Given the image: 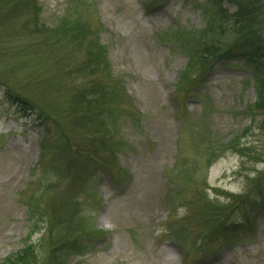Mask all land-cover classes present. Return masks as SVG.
<instances>
[{"label": "rangeland", "instance_id": "374dc122", "mask_svg": "<svg viewBox=\"0 0 264 264\" xmlns=\"http://www.w3.org/2000/svg\"><path fill=\"white\" fill-rule=\"evenodd\" d=\"M86 1L84 7L73 0H37L38 19L26 8L0 17V264L16 256L27 242L37 247L33 264H46L49 244L41 242L45 222L53 215L69 216L71 197L82 202L84 221L77 228L81 231L89 225L102 232L86 234L88 245L70 255L66 264H264V214L250 209L256 224H251L244 239L202 255L196 245L204 219L194 210L189 218L183 206L200 189L221 201L226 194H243L248 189L245 175L264 171L261 117L252 122L246 111L257 99L253 67L244 60L215 61L203 92L187 103L189 113L179 140L172 96L188 58L166 43L173 30L203 28L205 7L215 13L221 1L234 12L238 5L233 0ZM73 4L92 26L101 20V41L113 72L122 76L145 115L140 128L124 127V150L109 161L112 176L85 158L87 133L71 125L66 110L65 88L76 84L57 69L52 57L43 55L40 46L41 32L56 26ZM258 4L257 28L263 36L264 0ZM163 33H168L167 38ZM82 78L75 82H85ZM7 87L44 107L51 116L49 135L36 115L19 109L7 95ZM197 127L202 131L197 133ZM210 134L222 146L236 139L245 144L246 154L227 146L208 165ZM183 167H190L184 175L191 179L186 177L187 186L180 189L174 171ZM78 171L83 177L80 182L75 181ZM34 203L42 217L29 210ZM171 206L174 215L169 220ZM234 217L242 216L236 211ZM177 219L187 229L182 244L166 232Z\"/></svg>", "mask_w": 264, "mask_h": 264}, {"label": "trees", "instance_id": "16d2710c", "mask_svg": "<svg viewBox=\"0 0 264 264\" xmlns=\"http://www.w3.org/2000/svg\"><path fill=\"white\" fill-rule=\"evenodd\" d=\"M73 1L77 6H88L86 0ZM156 1L159 3L161 0H154ZM232 2L238 5L236 11L231 12L223 7L221 1L215 13L209 6L205 7L203 11L207 16V22L203 28L173 30L170 39L166 42L170 45L171 51L181 50L188 58L172 96L179 140L189 113L187 103L197 100L203 89L205 77L217 60L223 63L244 60L253 67L257 99L247 106L246 111L252 117V122L257 121V117H261L258 126L264 128V35L262 36V30L257 28L256 20L261 6L258 0ZM38 4L37 0H0V17L26 8L31 11L32 18L38 19L41 10ZM83 13H85L84 9ZM85 14L88 15L87 12ZM103 27L101 20H98L97 27L92 26L87 17L85 19L73 4L72 10L69 9L56 26L41 32L40 46L43 55L49 56L50 59L52 57L59 64L57 69L67 74L70 82L76 84L65 88V93L68 95L66 110L72 117L71 125L87 133L86 142L89 148L86 149L85 158L95 169L112 176L109 161L116 160L118 154L124 150L121 141L125 138L124 127L140 128L145 115L130 96L122 76L113 72L107 47L101 41ZM162 35L163 38H167L168 33ZM79 76L84 77L85 82L77 84L75 79L80 78ZM6 93L20 110L36 115L40 124L44 126L45 133L50 134L48 123L51 116L42 105L32 98L17 94L16 91L14 94V90L10 87H7ZM204 111L202 109L199 116H204ZM195 131L198 133L202 128L197 127ZM208 136L210 141L208 165L220 158L227 146L242 155L246 154V149H243L246 148L245 144L236 139L222 146L213 135ZM262 161L264 163V160ZM174 172L178 173L175 176V185L184 189L187 186L185 178L191 179L190 175H184L190 172V167H183ZM84 174L86 175L85 171ZM252 174L245 175L248 189L243 194H226L225 199L221 201L217 198L210 199L205 193L206 189H200L197 190L193 201L188 200L183 205L189 210V218L193 217L191 212L194 210L196 215L204 219L203 230L198 234L200 241L196 245L197 253L207 255L218 251L228 243L240 242L248 235L246 232L251 229V224L253 225V222L254 225L256 224L254 217L249 215L250 209L255 208L256 212L264 214V171L258 172L255 176ZM75 177L76 182H80L83 178L80 171L76 172ZM167 180L173 181L170 178ZM76 198L71 197L69 200L72 208L69 216L53 215L45 222L41 242L49 244L46 264H66V259L70 255L81 253L88 245L89 238L86 234L102 232L93 230L89 225L81 231L77 228L84 221V217L81 211L82 202ZM166 204L169 207L170 200H167ZM172 208L171 206L169 220L171 215H174ZM29 210L33 214L37 213L39 217L43 216L37 203L30 204ZM236 211H239L242 217L233 220ZM60 225L62 229H59ZM186 230V225L178 219L166 228L167 236L179 244L184 242L183 236ZM213 243L216 247H212ZM36 248L34 243L27 242L16 256L7 258L3 264H33L38 259Z\"/></svg>", "mask_w": 264, "mask_h": 264}]
</instances>
